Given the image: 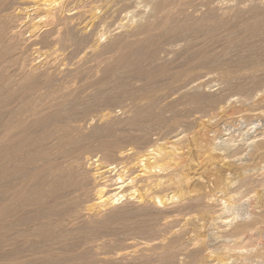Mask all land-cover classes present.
I'll return each mask as SVG.
<instances>
[{
  "label": "bare ground",
  "instance_id": "6f19581e",
  "mask_svg": "<svg viewBox=\"0 0 264 264\" xmlns=\"http://www.w3.org/2000/svg\"><path fill=\"white\" fill-rule=\"evenodd\" d=\"M0 264H264V0H0Z\"/></svg>",
  "mask_w": 264,
  "mask_h": 264
},
{
  "label": "rangeland",
  "instance_id": "374dc122",
  "mask_svg": "<svg viewBox=\"0 0 264 264\" xmlns=\"http://www.w3.org/2000/svg\"><path fill=\"white\" fill-rule=\"evenodd\" d=\"M207 69H208V68H205V70H204L205 73L208 71ZM210 71H211V70L209 69V72H210ZM201 72H203V69H202ZM109 93H110V92H109ZM109 93L106 92V93H102V94H100V96H101L102 98H97L96 101H98V100H100V99H103V96L105 95V97H106L107 94H109ZM113 93H114V91H113ZM100 96H99V97H100ZM126 99H127V100H126ZM126 99H125V101L123 100V101L121 102L120 105H117V106L111 105V106H109V107H108V106H105V104H104L105 107H103V103L99 102L97 105H99V106H101V107L96 106L97 108H95V111H94L90 116L95 117V116H97V115H99V114L101 115L103 112H107V111L110 112V111L112 110V112L114 111L115 115H116V114H117V116L119 115V118L122 117V116L124 117V115H123V114H124V111H122L123 109H121L120 107H121L123 104H124V105H128V106H130V104H131V102H132V100H130V99H128V98H126ZM129 100H130L131 102H130ZM96 101L94 100V102H96ZM127 103H128V104H127ZM100 104H101V105H100ZM124 105H123V106H124ZM106 107H107V109H106ZM110 107H111V110H110ZM112 107H113V108H112ZM118 107H119V109H118ZM108 108H109L110 111L108 110ZM122 108H123V107H122ZM113 109H114V110H113ZM115 109H116V110H115ZM121 111H122V112H121ZM96 112H98V114H97ZM90 116H89V117H90ZM89 117H88V118H89ZM123 117H122V118H123ZM90 118H91V117H90ZM222 122H223L222 120L219 121V123H222ZM116 127H117V128L120 127V124H118ZM221 127H222V128H225V133L232 131V128H233V131L236 130V128H234V127H236V126H233V127H232V126H226V127H225L223 124L220 125V126H218V128H221ZM228 127L231 128L230 131H229L230 128L228 129ZM227 129H228V130H227Z\"/></svg>",
  "mask_w": 264,
  "mask_h": 264
}]
</instances>
